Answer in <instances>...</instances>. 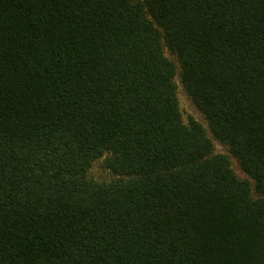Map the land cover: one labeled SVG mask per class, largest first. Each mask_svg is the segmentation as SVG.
<instances>
[{"label": "trees", "instance_id": "16d2710c", "mask_svg": "<svg viewBox=\"0 0 264 264\" xmlns=\"http://www.w3.org/2000/svg\"><path fill=\"white\" fill-rule=\"evenodd\" d=\"M0 264H264V0H0Z\"/></svg>", "mask_w": 264, "mask_h": 264}, {"label": "rangeland", "instance_id": "374dc122", "mask_svg": "<svg viewBox=\"0 0 264 264\" xmlns=\"http://www.w3.org/2000/svg\"><path fill=\"white\" fill-rule=\"evenodd\" d=\"M166 55L172 59L178 67V71L180 72V66L178 63L177 58L171 54L168 50L166 51ZM176 81L179 86V99H180V106H181V111L183 114V118L185 122H188L189 117L195 118L198 122H200L206 129H208V122L205 118V115L196 107L188 93L186 92L181 79L180 75L177 76ZM212 137V135L210 134ZM215 146H216V152L219 154L227 155L230 157L232 167L236 174L241 178V179H246L252 180L249 178V176L241 169L238 161L230 154L229 149L227 146L223 145L221 142L214 140ZM103 159L97 160L91 170H90V175L92 178H94L97 181H111L115 179V176L109 172L108 170L104 169L103 167Z\"/></svg>", "mask_w": 264, "mask_h": 264}]
</instances>
